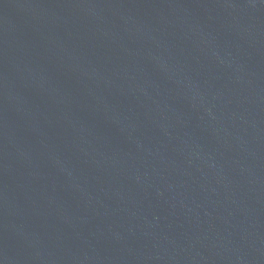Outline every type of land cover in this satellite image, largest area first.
I'll return each instance as SVG.
<instances>
[{
  "label": "water",
  "instance_id": "1",
  "mask_svg": "<svg viewBox=\"0 0 264 264\" xmlns=\"http://www.w3.org/2000/svg\"><path fill=\"white\" fill-rule=\"evenodd\" d=\"M0 264H264V0H0Z\"/></svg>",
  "mask_w": 264,
  "mask_h": 264
}]
</instances>
